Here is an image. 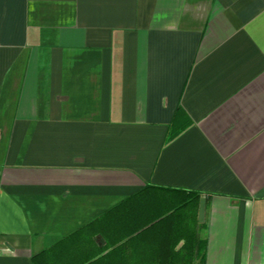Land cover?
Listing matches in <instances>:
<instances>
[{
    "label": "crops",
    "instance_id": "0c3cea01",
    "mask_svg": "<svg viewBox=\"0 0 264 264\" xmlns=\"http://www.w3.org/2000/svg\"><path fill=\"white\" fill-rule=\"evenodd\" d=\"M181 191L202 264H264V0H0V264H85Z\"/></svg>",
    "mask_w": 264,
    "mask_h": 264
},
{
    "label": "trees",
    "instance_id": "16d2710c",
    "mask_svg": "<svg viewBox=\"0 0 264 264\" xmlns=\"http://www.w3.org/2000/svg\"><path fill=\"white\" fill-rule=\"evenodd\" d=\"M174 136L171 135L170 139ZM180 193L182 196H178L175 203L167 204L166 209H161L143 224L118 235L116 239L106 231L103 236L108 252L90 254L84 263L130 264L131 260L148 256L155 264H202L207 248V240L201 233L204 225L198 221L202 195L196 192ZM47 254L46 251L41 255Z\"/></svg>",
    "mask_w": 264,
    "mask_h": 264
},
{
    "label": "water",
    "instance_id": "95a60500",
    "mask_svg": "<svg viewBox=\"0 0 264 264\" xmlns=\"http://www.w3.org/2000/svg\"><path fill=\"white\" fill-rule=\"evenodd\" d=\"M206 203H207V199L206 198H201L200 206H199V215H198L199 223H203L204 222L205 214H206Z\"/></svg>",
    "mask_w": 264,
    "mask_h": 264
}]
</instances>
